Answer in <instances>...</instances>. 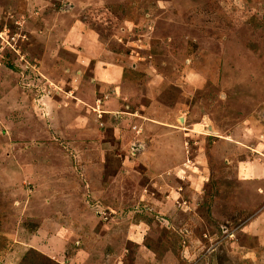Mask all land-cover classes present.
I'll use <instances>...</instances> for the list:
<instances>
[{"label":"rangeland","instance_id":"374dc122","mask_svg":"<svg viewBox=\"0 0 264 264\" xmlns=\"http://www.w3.org/2000/svg\"><path fill=\"white\" fill-rule=\"evenodd\" d=\"M248 161L264 0H0V264H264Z\"/></svg>","mask_w":264,"mask_h":264},{"label":"crops","instance_id":"0c3cea01","mask_svg":"<svg viewBox=\"0 0 264 264\" xmlns=\"http://www.w3.org/2000/svg\"><path fill=\"white\" fill-rule=\"evenodd\" d=\"M245 166H243L242 169H240V175L242 176V180L245 182H251L253 179H255L257 177L258 178H262L264 176V168L262 166H259V164H255L252 163L251 161H248L247 164H244ZM249 165V166H246ZM251 166V167H250ZM248 174V176L246 175ZM253 177V178H252ZM258 187L260 189H262L264 191V184L263 185H258ZM261 222L259 223V229L262 226L264 219L260 220ZM255 228V227H254ZM257 234H261L260 230L256 231ZM98 240L93 237V234H86L85 236L81 237L80 239L76 240V243H81V247H79V252H77L76 254L72 255L71 259H68V263L67 264H75V260L78 259L77 256L82 253V254H87L91 249L95 248L98 246L97 243ZM51 257H54L53 255L49 254ZM65 258V257H64ZM75 259V260H74ZM57 261L61 262V260ZM71 261V262H70ZM78 264V263H77ZM81 264V263H80Z\"/></svg>","mask_w":264,"mask_h":264},{"label":"trees","instance_id":"16d2710c","mask_svg":"<svg viewBox=\"0 0 264 264\" xmlns=\"http://www.w3.org/2000/svg\"><path fill=\"white\" fill-rule=\"evenodd\" d=\"M7 67H10L12 69H14V66L11 62H7ZM35 250L34 249H30L28 252H26L21 260L20 263L18 264H60L58 262H55L54 260H52L51 258H49L46 255L43 254H39V256H41V260L40 261H36L35 260ZM37 253V252H36Z\"/></svg>","mask_w":264,"mask_h":264},{"label":"water","instance_id":"95a60500","mask_svg":"<svg viewBox=\"0 0 264 264\" xmlns=\"http://www.w3.org/2000/svg\"><path fill=\"white\" fill-rule=\"evenodd\" d=\"M207 123H208V124L205 125V128H206L207 130H212V126L209 125V122H208V121H207Z\"/></svg>","mask_w":264,"mask_h":264}]
</instances>
